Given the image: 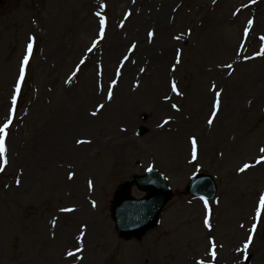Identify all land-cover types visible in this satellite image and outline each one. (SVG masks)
Wrapping results in <instances>:
<instances>
[{
	"label": "rangeland",
	"instance_id": "rangeland-1",
	"mask_svg": "<svg viewBox=\"0 0 264 264\" xmlns=\"http://www.w3.org/2000/svg\"><path fill=\"white\" fill-rule=\"evenodd\" d=\"M9 119L0 264H264V0H1ZM149 168L173 196L155 227L121 237L116 188ZM203 171L219 185L207 208L185 191Z\"/></svg>",
	"mask_w": 264,
	"mask_h": 264
},
{
	"label": "water",
	"instance_id": "water-1",
	"mask_svg": "<svg viewBox=\"0 0 264 264\" xmlns=\"http://www.w3.org/2000/svg\"><path fill=\"white\" fill-rule=\"evenodd\" d=\"M135 184L143 190L149 189L148 196L134 199L130 195ZM217 185L211 175L198 174L187 185L191 194L206 198L214 197ZM172 189L160 172L151 169L146 175L133 176L118 188L112 208L118 232L124 237L139 235L158 222L160 212L171 197Z\"/></svg>",
	"mask_w": 264,
	"mask_h": 264
},
{
	"label": "snow or ice",
	"instance_id": "snow-or-ice-1",
	"mask_svg": "<svg viewBox=\"0 0 264 264\" xmlns=\"http://www.w3.org/2000/svg\"><path fill=\"white\" fill-rule=\"evenodd\" d=\"M96 15L97 16H99L100 15V13H96ZM100 36H101V38H103V35H104V28H105V24H106V21H105V19L102 17L101 19H100ZM248 23H249V25H251L252 24V21L250 20V21H248ZM152 35V33H149V36H151ZM177 39H179V37H177ZM96 46V42H93V48ZM135 46H133V48H134ZM92 49H89V51H91ZM31 51H32V44L31 43H29L28 44V47H27V52H28V54L30 55L31 54ZM125 59H128L127 57H125ZM84 61H81V63H83ZM177 62H179V60H177ZM28 64V55H26L25 57H24V59H23V61H22V66H21V68H20V80L22 81L23 80V78H24V66H26ZM228 67H231V65H228ZM74 75H75V73H74ZM113 83V85L116 83L115 81H113L112 82ZM172 91L173 92H177V87H176V84L175 83H173L172 84ZM17 92H19V85L17 86ZM177 94H179L178 92H177ZM219 95H220V93L219 92H217L216 93V96H217V99H216V101H215V104H214V107L218 110L219 109ZM112 98V93H111V90H109L108 91V99L110 100ZM13 104H15V98L13 99ZM100 108H103V105H100L99 106ZM172 107L173 108H176V105H172ZM177 110H179V109H177ZM93 115H95L96 113L95 112H93L92 113ZM215 112H213L212 113V115H213V117L215 116ZM11 123V120L9 119V121L7 122V123H5L2 127H0V157H5V153H6V147H5V137L7 136V132H6V129L9 127V124ZM164 123H168V121H165ZM208 123L209 124H211L212 123V120L210 119L209 121H208ZM86 141H77V143H85ZM191 143H192V158H193V160H195L196 159V140H195V138H192V141H191ZM260 152H262V153H264V148H261L260 149ZM260 160H264V156H262L261 158H260ZM260 160H257V163H260ZM4 164H7V159L5 158L4 159ZM248 167H250V165H244V167L243 168H241L240 169V171L241 172H243V171H245V169H247ZM3 170V168L2 167H0V171H2ZM72 178V175L70 174L69 175V179H71ZM17 183H19V181H17ZM91 186H92V182L91 181H89V187L91 188ZM201 199H204L203 197H201ZM204 205H205V208H207V206H208V202H207V200H204ZM259 205H260V207H259V209L257 210V217H259V215H260V211L261 210H264V195H261L260 196V198H259ZM93 207H95V204L93 203ZM62 211H72V209H63ZM203 223H204V226L206 227V228H208L209 229V231H211V224H210V222H209V218H205L204 219V221H203ZM241 227H243V225H241ZM251 231H255V225H253V228H252V230ZM251 242H252V236L251 235H249L248 236V238H247V240L245 241V243H244V245H243V248H244V250H247L248 249V247H249V245L251 244ZM210 244H211V251H210V255H211V257H213V258H215V255H216V252H215V247H216V245H215V241L214 240H210ZM77 251H80V249H77ZM67 255L69 256V257H71V256H74L75 254L73 253V252H71V251H69L68 253H67ZM197 264H205V261H203V260H200V261H197Z\"/></svg>",
	"mask_w": 264,
	"mask_h": 264
},
{
	"label": "bare ground",
	"instance_id": "bare-ground-1",
	"mask_svg": "<svg viewBox=\"0 0 264 264\" xmlns=\"http://www.w3.org/2000/svg\"><path fill=\"white\" fill-rule=\"evenodd\" d=\"M240 12H242V8L240 9L239 13H240ZM84 127H85V126H82V127H80V128H84ZM71 132H72V130H69V132H65V133H64V135H63V140H64V141H69L70 137L72 136V133H71ZM59 134H60V132H58L57 135H53V136H52V137H53V141L59 139V137H58ZM67 134H69V135H67ZM64 141L61 142V145H62V146L65 145V142H64Z\"/></svg>",
	"mask_w": 264,
	"mask_h": 264
}]
</instances>
